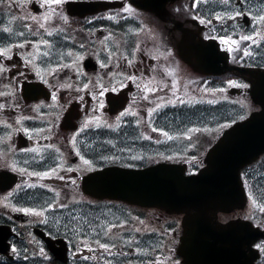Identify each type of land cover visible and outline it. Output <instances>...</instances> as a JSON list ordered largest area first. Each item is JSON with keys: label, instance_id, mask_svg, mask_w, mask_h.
<instances>
[{"label": "flooded vegetation", "instance_id": "1", "mask_svg": "<svg viewBox=\"0 0 264 264\" xmlns=\"http://www.w3.org/2000/svg\"><path fill=\"white\" fill-rule=\"evenodd\" d=\"M42 5L43 0H0V49L12 46L7 57L0 56L6 69L0 72L2 235L12 255L31 249L37 264H153V209L92 196L83 180L107 166L181 163L186 154L204 162L205 155L189 154L209 148L203 119L214 117L219 102H252L249 71L264 68L259 19L264 0H198L197 6L194 0H177L158 12L137 0ZM227 61L247 72L233 68L214 74ZM187 101L210 104L188 117L198 119L200 127L188 128L185 111L170 108ZM24 208L42 215L19 210ZM244 213L231 212L229 220ZM159 215L161 223L172 217ZM97 224L108 237L101 229L97 237L92 230ZM47 238L55 241L60 257L67 255L66 262L56 259ZM96 239L117 246L105 252ZM7 259L0 254V264H9Z\"/></svg>", "mask_w": 264, "mask_h": 264}, {"label": "water", "instance_id": "2", "mask_svg": "<svg viewBox=\"0 0 264 264\" xmlns=\"http://www.w3.org/2000/svg\"><path fill=\"white\" fill-rule=\"evenodd\" d=\"M251 81L253 97L263 106V111L226 131L209 151L207 165L198 175L183 177L159 167L154 171L134 172L141 181L148 176L147 188L140 184L134 188L121 189L118 184L113 187L126 200L186 213L178 250L185 264H235L229 251L232 226L217 225L214 215L228 201L244 202L240 169L264 152V71L255 73ZM244 233L245 242L250 245L261 236L252 226H244ZM253 251L244 254V264L254 263L258 253Z\"/></svg>", "mask_w": 264, "mask_h": 264}, {"label": "snow or ice", "instance_id": "3", "mask_svg": "<svg viewBox=\"0 0 264 264\" xmlns=\"http://www.w3.org/2000/svg\"><path fill=\"white\" fill-rule=\"evenodd\" d=\"M64 2V0H43V5L42 6H50L52 4H55V5H60ZM229 2V0H223V3L227 4ZM198 4V0H194V5L193 6H197ZM50 11L52 12L53 15H60L61 18H63L62 14H57L55 13V10L54 9H50ZM124 11L126 12H131V8H126L124 9ZM242 13L241 12H236V16H240ZM44 20H48L50 17L48 15H45L44 17ZM111 18V17H110ZM230 19H234L235 17H229ZM33 20H36V17H32ZM216 19L218 20H221L223 19V17L221 16H217ZM259 19L261 21H264V16H261L259 17ZM203 22V21H202ZM208 23H211V21H208ZM44 25L43 24H38V29L39 28H43ZM37 29V30H38ZM4 32H8L10 33L11 32V29L10 28H5L3 29ZM49 35H51L52 33H48ZM259 35V33H257ZM19 35H23V32L19 33ZM220 39L224 42V43H228L229 42V38L228 37H220ZM241 40H252L253 43H255L256 41L254 40V38L252 36H241L240 37ZM43 43L47 44L48 41H43ZM232 43H237L236 41H232ZM20 47H23V45H20ZM11 48L12 46H9L7 48H4V49H0V56H4V57H7L9 52L11 51ZM230 51L232 50L231 48L229 49ZM45 56L48 55V53H44ZM244 55H249V53L247 51L244 52ZM29 63H31V61H29ZM128 63H131V61H129ZM59 67V66H58ZM3 71H6V69H3L2 66H0V72H3ZM229 83H232L231 81H229ZM85 87H87V85H85ZM149 91H152V89H148ZM113 91H115V89H113ZM102 94V93H101ZM0 95H3L2 93H0ZM103 105H101L102 107ZM3 105H0V108H2ZM127 113H121L120 115L123 116ZM119 119V117H118ZM87 126V125H85ZM9 127H11L9 125ZM110 127V126H109ZM189 131H199V129H190ZM166 137H168L169 139H171L172 137L169 136V134L167 132H164L163 133ZM150 138V137H149ZM86 164H91L90 161H85ZM36 175H39V174H36ZM19 187V186H18ZM52 205H49V207H51ZM20 211H24V212H29V213H33L37 216H40L42 215V212H37L35 209L33 208H24V209H19ZM260 211L261 212H264V207L260 208ZM44 223H47V220L44 221ZM68 223H72V220L70 219L68 221ZM90 228L92 227L91 224L88 225ZM111 228H115L116 225H110ZM97 229H101L103 230L102 231V234L105 236V237H108L109 236V231L104 229V225L102 224H97L94 228H92V230L96 233L97 237H99L101 235V231H97ZM70 231L73 232V234H76V229L73 228V229H70ZM95 243L98 245V247L100 249H103L105 252H109L110 253V249L111 248H114L116 247L117 245L115 243H101L100 239H96L95 240ZM85 248H88L89 252H92L94 251V249H92L91 247H89L88 244H85L84 245ZM256 248L259 249L260 251H264V242L260 243V244H257L256 245ZM13 251L15 252L16 249L13 248ZM41 253H43V249L40 250ZM137 251H140L139 249H137ZM118 255H124L122 252L118 253ZM25 259H27V256H25ZM84 259H88V257H84Z\"/></svg>", "mask_w": 264, "mask_h": 264}, {"label": "rangeland", "instance_id": "4", "mask_svg": "<svg viewBox=\"0 0 264 264\" xmlns=\"http://www.w3.org/2000/svg\"><path fill=\"white\" fill-rule=\"evenodd\" d=\"M244 104H245L246 108L249 111H252L253 109H255V107H253V105L251 103H249V102H246ZM237 114L239 115V113L232 112L231 115H230V118L235 117V116H238ZM218 115H219V113L217 114V116ZM223 128H224V124H223V120H222V121H219L216 126H213L211 128H208V130L211 131V132H215L216 131L217 134L219 135V132L222 131ZM167 256H170V253L169 254L167 253ZM167 256L165 257L167 259V261L168 262L172 261V258L168 259Z\"/></svg>", "mask_w": 264, "mask_h": 264}]
</instances>
